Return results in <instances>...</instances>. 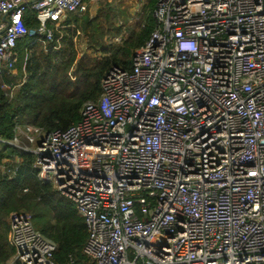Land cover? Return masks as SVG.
Here are the masks:
<instances>
[{"label":"built area","instance_id":"2783aa9c","mask_svg":"<svg viewBox=\"0 0 264 264\" xmlns=\"http://www.w3.org/2000/svg\"><path fill=\"white\" fill-rule=\"evenodd\" d=\"M87 3L0 0L2 90L16 87L2 76L18 40L58 42ZM152 17L78 122L16 124L0 147L32 154L37 179L83 217L84 258L65 264H264V0H157ZM22 161L6 154L0 172ZM8 223L15 261L58 264L29 212Z\"/></svg>","mask_w":264,"mask_h":264},{"label":"trees","instance_id":"16d2710c","mask_svg":"<svg viewBox=\"0 0 264 264\" xmlns=\"http://www.w3.org/2000/svg\"><path fill=\"white\" fill-rule=\"evenodd\" d=\"M156 2L148 1L147 14L141 21L144 25L137 30L130 29L121 44H113L102 50L105 54L102 57L89 54L78 56L72 36L66 31L58 42L53 41L45 46L41 42H34L26 52H21L17 43L15 50L20 56L15 67L17 76L24 78L11 95L0 87V138L10 140L16 124H32L53 131L67 129L78 122L82 106L99 98L101 80L108 67H130L131 51L142 45L153 29L152 11ZM103 9V14L83 24L78 19L74 20V24L82 25L87 33L88 26L94 22L90 27L93 33L87 41L90 47H101V41L95 36L97 33L102 35L100 17L109 23L112 36L121 33L120 25L110 24L115 9L109 5ZM71 23L68 18L65 30H70L68 27ZM54 34L55 37L59 36L57 31ZM2 80L9 84L13 82L8 75H3ZM6 154H19L23 161L13 177L0 172V264H19L13 259L15 250L8 239V215L13 210L29 212L34 227L56 243L53 257L58 264H65L69 256L82 260L86 228L74 203L55 191L50 183L37 179L32 154H20L11 146L0 147V158Z\"/></svg>","mask_w":264,"mask_h":264},{"label":"rangeland","instance_id":"374dc122","mask_svg":"<svg viewBox=\"0 0 264 264\" xmlns=\"http://www.w3.org/2000/svg\"><path fill=\"white\" fill-rule=\"evenodd\" d=\"M88 1L87 3V10L82 15H77L76 13H68V17L70 19L71 26L68 27L70 30H65L66 28L60 29L59 36L61 37L63 33H68V35L72 36V40L74 42L75 48L77 50L78 56L82 54H89L92 56L102 57V50L109 48L113 44H121L122 40L127 37L128 31L130 29L137 30L139 27V24L144 19V17L147 14L146 5L149 0H85ZM111 6L113 9H115V16L110 18V24L112 25H120L121 26V33L117 36H112V28L109 26V23H106L103 20V17H100L99 24H102V35L100 33H97L95 35L98 37V41H101V47L94 48L90 47L88 44V36L93 33L91 31V25L94 23L92 22L91 25L88 26L86 32L85 29H83V26L81 25L76 26L74 24V20L78 19L80 24H83L85 22H88L93 17L98 16L100 14L104 13L103 7L105 6ZM113 14V13H112ZM100 35V36H99ZM122 39V40H121ZM29 38H21L18 40L17 43H19V48L21 49V52L23 50L26 52V44L29 42ZM95 43V42H93ZM93 46V45H92ZM17 51V50H16ZM17 56H20V53L17 52ZM17 63V62H16ZM17 68L15 69V73H12L11 76L13 79V84L16 87L11 88L8 90L11 94H13L17 87L18 82H20L23 78L17 76Z\"/></svg>","mask_w":264,"mask_h":264},{"label":"crops","instance_id":"0c3cea01","mask_svg":"<svg viewBox=\"0 0 264 264\" xmlns=\"http://www.w3.org/2000/svg\"><path fill=\"white\" fill-rule=\"evenodd\" d=\"M105 54L104 53H102V55L101 56H104Z\"/></svg>","mask_w":264,"mask_h":264}]
</instances>
